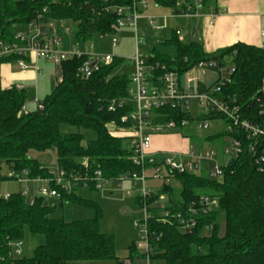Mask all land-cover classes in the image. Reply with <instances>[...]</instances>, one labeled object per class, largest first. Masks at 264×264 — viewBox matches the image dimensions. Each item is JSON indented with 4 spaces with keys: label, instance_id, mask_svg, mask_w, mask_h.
Instances as JSON below:
<instances>
[{
    "label": "trees",
    "instance_id": "obj_1",
    "mask_svg": "<svg viewBox=\"0 0 264 264\" xmlns=\"http://www.w3.org/2000/svg\"><path fill=\"white\" fill-rule=\"evenodd\" d=\"M177 1L191 3L192 0H153L162 8H173ZM131 4L132 0H0V40L11 42L16 29L35 20L45 9L44 19L73 23L74 39L84 43L111 33L116 15L109 8ZM201 4L205 10L210 0H201ZM164 45L175 48L174 62L152 51L154 60L165 63L168 70L178 72L181 78L201 61L232 64L235 71L231 82L223 88V95L234 97L240 105L248 104L252 110H255V99L264 98V44L260 48L236 44L207 55L196 43L179 42L173 32ZM83 60L61 64L60 80L40 101L41 110L36 106L26 107L25 89L18 90L16 86L0 89V182L8 178L1 174L2 165L16 174L26 171L30 180L50 179L48 169L30 158L31 152H54L57 168L70 173L81 169L82 162L87 159L90 169L99 167L103 179L110 182L135 171L127 144L124 146L126 140L111 136L107 130L112 122L123 126L121 120L127 112L107 110L112 100L127 95L129 79L113 76L121 60L103 66L87 80L77 75ZM12 61V58L0 60V65ZM23 107L27 114L22 113ZM61 125L93 132L95 139L84 144V136L80 133L61 134ZM245 160L243 156L231 163L220 181L206 175H175L181 187L179 200L172 198L171 188L163 190L169 195L171 211H185L201 195L217 199L218 209L198 217L197 227L191 234L181 233L175 224L157 223L155 215L149 222L155 260L164 264H264V174L257 173ZM78 195L62 194L60 202L93 209L94 219L66 222L54 216L55 207L46 205L42 197L30 201L22 193H15L0 199V264L114 260L113 238L99 229L98 206ZM136 203L139 205L138 199ZM220 213L225 216L222 235L216 223ZM207 226L211 230L205 236L203 232ZM26 233L42 237L43 243L35 248L30 258H8L7 243L22 241ZM129 257L131 261L143 258L134 243L129 248Z\"/></svg>",
    "mask_w": 264,
    "mask_h": 264
},
{
    "label": "built area",
    "instance_id": "obj_2",
    "mask_svg": "<svg viewBox=\"0 0 264 264\" xmlns=\"http://www.w3.org/2000/svg\"><path fill=\"white\" fill-rule=\"evenodd\" d=\"M147 8L148 4L144 0H132V4L127 7L109 8L115 13L116 21L111 26V33L99 35L98 38L109 40L111 47L115 48L118 44L116 35L124 28H130L136 39L138 21L142 18L140 13ZM201 11V0H192L191 3L177 1L170 12L172 18L193 19L199 17ZM45 13L43 9L35 20L16 29L11 42L0 40V60L12 58V63L19 71L32 70L40 76V61L60 68L63 62L84 58L77 69V75L87 80L103 66L118 59L110 55L83 53L72 47L64 49L63 43L71 33V27L64 21L44 19ZM209 16L211 25L213 15ZM162 20L165 22L166 19ZM148 25L155 33L166 29L165 25L157 26L155 18H149ZM177 38L181 41L180 36ZM90 49L92 50V45ZM154 57L152 53L146 57L135 50V55L131 58L133 71L128 78L127 95L112 100L107 106L111 113L127 111L121 120L123 126L112 122L107 125V130L111 136L126 140L129 160L135 167L134 172L120 176L114 182L118 187L128 182L138 192L142 219L134 223L138 233V240L134 242L135 249L143 257L145 264H164L154 259L150 242L149 222L153 217L157 216V223L169 226L175 224L181 233L191 234L197 227L198 217L218 209L217 199L201 195L185 211H171L169 195L163 190L171 187L175 175H206L209 179L220 181L225 169L243 156L257 173L264 174V98L255 99V110H252L248 104L240 105L234 97L223 95L222 90L231 82L235 71L232 64L201 61L181 78L178 72L168 70L165 63L155 61ZM171 61L174 62L173 57ZM197 72L213 75V84L201 83ZM16 88L23 89L20 86ZM33 103L38 110L42 109L37 98L33 99ZM22 113L27 114L26 107L22 108ZM217 121L224 122L225 127L210 138L220 142L219 149L200 148L192 144L190 134L208 131L211 123ZM175 131H179L180 137L189 141L185 151L152 150L154 137ZM48 173L50 179H36L48 185L47 190L43 187L39 189L40 196L44 199L61 200L62 194L99 191L110 182L103 179L99 167L90 169L87 159L82 162V168L78 171L70 173L57 168L55 173ZM24 177H27L26 171L20 174L9 171L8 174L9 179L19 182ZM149 182L157 183L158 187L151 188ZM205 230L210 231L211 227L207 226ZM22 246V241H9L8 258H21ZM125 264H131V260H127Z\"/></svg>",
    "mask_w": 264,
    "mask_h": 264
},
{
    "label": "rangeland",
    "instance_id": "obj_3",
    "mask_svg": "<svg viewBox=\"0 0 264 264\" xmlns=\"http://www.w3.org/2000/svg\"><path fill=\"white\" fill-rule=\"evenodd\" d=\"M149 13V10L140 13L141 17ZM67 25L71 27V33L65 37L63 48L64 49H75L83 53H93L96 55H110L117 57L121 60L119 66L114 70L113 76L130 77L133 71V65L131 58L135 55V50L137 49L143 56H148L150 53L161 54L167 57H175V48L172 46H166L164 43L170 39V34L168 31L162 33H155L150 29L147 20L138 21L136 39L133 31L130 28H124L119 34L116 35L118 44L115 48L111 47L109 40H100L98 37H93L84 43L76 41L74 39V24L67 22ZM157 26L166 27L172 25L167 21L163 22L160 20L156 21ZM182 37L185 34L181 35ZM92 45V50L90 49ZM7 65L9 70H14L16 65L14 63L3 64ZM2 65H0V72L2 71ZM39 67L42 70V75L34 81V79H23L20 80L17 86H22L28 88L26 101V107L28 109H33L32 100L36 97L39 101H43L46 96H48L56 83L60 80L59 67L51 65L49 62L40 61ZM17 69V68H16ZM199 73L200 78L203 77V73ZM14 85V84H13ZM36 87V89H34ZM225 127L224 122L217 121L211 123L210 129L205 132H194L191 136L192 144L200 148H220V142L218 140H206L205 138L211 134H218ZM61 134H75L80 133L84 136V144L88 140H94L95 134L90 131H85L83 129H77L67 125L60 126ZM180 132H169L162 138L156 140L155 145L159 146L164 152H178L184 151L185 144L181 141ZM126 143L124 142V146ZM30 158L35 159L40 164L45 166L49 172L55 173L57 170L56 157L54 152L46 151L44 153L31 152ZM1 174L3 177L7 178L9 170L5 165H2ZM154 183V182H152ZM151 182L149 186L152 187ZM148 186V187H149ZM43 187L48 189V185L37 181L30 180L27 177L23 178V181L19 182L17 180H4L0 182V199H5L11 194L22 193L25 194L27 199L33 201L35 198H39V189ZM171 189L173 188L175 199H179V193L181 190L180 184L177 180L173 179L171 182ZM128 192L130 195H128ZM81 197L91 200L99 208V229L102 233L112 236L115 247V259L107 261H94L87 263H71V264H125L129 257V248L132 243L138 240V233L134 227V223L142 219V212L140 206L136 203L138 199L137 190L128 182H124L120 187L117 183L109 182L99 191H84L78 193ZM44 203L49 206L55 207L54 216L62 218L66 222L71 221H84L94 219L96 213L93 209L81 208L74 204L67 202H60L55 198H45ZM216 223L219 227V232L222 235L224 231L225 216L223 213L218 214L216 218ZM210 231L205 230L203 235L207 236ZM22 254L21 258H30L33 255L35 248L43 243L42 237H32L28 233L25 234L22 240ZM131 264H145L140 258L132 259Z\"/></svg>",
    "mask_w": 264,
    "mask_h": 264
},
{
    "label": "crops",
    "instance_id": "obj_4",
    "mask_svg": "<svg viewBox=\"0 0 264 264\" xmlns=\"http://www.w3.org/2000/svg\"><path fill=\"white\" fill-rule=\"evenodd\" d=\"M148 4L146 13L142 16V20L149 21V18H155L156 21L166 19L165 21L172 23L167 26L162 33L168 31L171 34L175 32L177 37H181V43L189 44L196 43L200 45L203 52L207 55H211L219 50L231 47L236 44H244L256 48L262 47L264 44V0H210L209 6L200 12L199 17L193 19H187L183 17H171V8H162L154 4L153 0H144ZM182 3H186L180 1ZM192 2V1H191ZM143 12V11H142ZM210 14L213 15L212 23ZM185 34V36H181ZM178 39V38H177ZM2 71L0 72V89H8L11 86H16L23 79L36 80L41 76H38L32 70L19 71L9 70L7 65H2ZM204 78L199 77V81L204 85H211L214 81V76L205 73ZM14 84V85H13ZM22 87V86H21ZM27 90L28 88L22 87ZM36 89V87H34ZM262 91L264 93V81ZM36 98V97H35ZM33 103V100H32ZM35 108V104L33 103ZM210 136L206 137V140H212ZM163 136L154 137L152 139V150L163 151L159 146L155 145V139L158 140ZM183 144H185V150L189 145L187 139L181 138ZM184 150V151H185ZM45 167V166H44ZM46 168V167H45ZM152 183V182H151ZM151 188H157V183H152ZM173 199H175L174 189ZM84 191H81V193ZM81 196V195H80ZM30 200V199H28ZM60 218V217H57Z\"/></svg>",
    "mask_w": 264,
    "mask_h": 264
}]
</instances>
